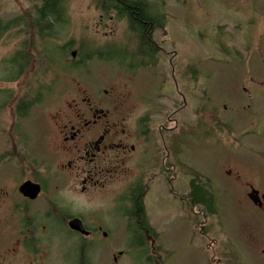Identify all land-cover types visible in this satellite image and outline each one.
Listing matches in <instances>:
<instances>
[{"label": "rangeland", "instance_id": "1", "mask_svg": "<svg viewBox=\"0 0 264 264\" xmlns=\"http://www.w3.org/2000/svg\"><path fill=\"white\" fill-rule=\"evenodd\" d=\"M97 1L63 0L66 23L54 30L55 40L45 43L27 25L39 1L0 0V23L17 25L0 32V220L6 221V163L13 161L6 159V150L14 145L21 148L31 161L42 162L44 170L46 165L58 166L63 156L57 157L54 148L57 113L91 92L111 89L121 110L134 113L132 116L151 114L154 120L149 128L152 149L144 168L152 169L148 160H152L153 150H158L155 157L163 156L167 150L172 159L179 160L181 173L186 175L177 183L183 199L189 190L190 176L196 171L213 182L215 214L207 224H212V232L204 239L194 236L189 209L183 213L184 205L173 199L162 180L158 178L149 186L146 207L153 226L162 234L170 264H264V219L245 203L240 184L231 171L223 168L226 163L232 167L230 161L234 159L244 179L252 182L259 177L260 162L252 151H264V85L254 87L264 83V18L257 26L238 29L232 23L226 25L227 12L223 10L229 0H149L153 9L162 14L166 26L160 41L163 50L160 49L161 58L155 66L132 69L130 64L136 65L133 61L142 57L134 36L124 24L108 21L113 14H105L107 20L102 23ZM258 5L264 8L262 2ZM213 13L225 15L223 26L211 24L210 17L201 24L203 17ZM46 47L56 51L53 64L44 58ZM22 52H27L31 63L19 80L10 82V63ZM72 53L76 56L72 57ZM124 55L133 61L122 58ZM156 59L153 56L148 61ZM20 103L26 107L21 116L17 112ZM179 105H185L184 110L173 114ZM201 106L207 110L202 112L205 117L210 110H217L218 120L232 126V134H218L222 145L234 144L233 137L243 133L239 145L242 152L233 155L232 160L228 151L232 153L233 146L214 149L202 143L209 153L198 149L196 132L199 134L202 129L198 126ZM167 115L172 121L184 123H167ZM206 123L210 121L202 124ZM160 129L163 130L159 133ZM161 134L163 139L159 138ZM261 160L264 162V153ZM11 165L12 162L7 167ZM247 165L253 172L246 169ZM136 167L134 159L124 166ZM58 183H63L62 177ZM109 185L111 189L122 187L125 180ZM84 206V202H79L76 207ZM182 215L186 219L184 225L177 220ZM5 231L0 226V237ZM65 242L62 240L59 252L55 248L54 264L76 261V253ZM100 242L97 246L102 249L98 254L88 251L87 259L91 258L92 264L112 261L113 245L126 253L120 264H148L145 256L132 249L130 240L103 238ZM211 242L214 250L207 248Z\"/></svg>", "mask_w": 264, "mask_h": 264}, {"label": "flooded vegetation", "instance_id": "2", "mask_svg": "<svg viewBox=\"0 0 264 264\" xmlns=\"http://www.w3.org/2000/svg\"><path fill=\"white\" fill-rule=\"evenodd\" d=\"M148 2L150 3L149 0ZM260 2L264 6V0H229L225 5L222 3L225 6L223 11L227 12L226 16L207 14L201 19V24L204 23L203 19L210 17L213 18L209 20L211 24L221 25L225 16L226 25L232 23L238 29L242 26L244 29L257 26L261 24V17L264 18V8L258 5ZM154 11L151 7L150 12ZM100 18L102 23L107 20L104 13ZM108 21H116L130 29L129 18L119 15L118 12L110 15ZM132 35L135 38L134 33ZM262 84L264 85L261 82L256 83L254 89ZM248 94L251 96L247 91V96ZM183 110L184 107L179 105L173 114H179ZM203 111L207 110L201 106L198 126L202 129L199 134L196 132L198 149L209 153L201 146L202 143L214 149L233 146V149H230L232 153L228 151L232 160L233 155L242 152L239 145L243 133L233 137L234 144L222 145L218 141V134H232V126L221 123L220 118L218 120L217 110H210L207 118L202 115ZM132 114L134 113L121 110L111 89L91 92L80 102L65 105V108L57 113L55 124L51 123L56 125L57 142L54 148L57 157L63 156L61 164L46 165L44 170L42 162L31 161L25 151V154L21 152V148L18 150L14 145L10 151L6 150V155H9L6 159L12 158L13 161L10 167L7 165L11 162L6 163V221L0 220V226L6 231L5 235L0 237V264H54L56 258L53 252L55 248L59 252L62 240L76 253V261H71V264H92L91 258L87 259L88 251L90 254L91 251L98 254L102 247L99 249L97 243H101L103 238L130 240L132 249L145 256L148 264L151 261H155L154 264H170L166 257L167 249L162 245V234L153 226L145 203L149 186L158 178L164 182L173 199L182 202L183 213L189 209L188 216L194 236L200 235L203 239L210 236L212 224H207L209 217L215 212L204 206L202 191L194 199L181 197L182 192L177 189V183L181 177L186 178V175L181 173L183 168L179 160L172 159L167 150L163 156L155 157V153H158L156 148L153 150L152 160H148L152 169L144 168L143 164L152 149L149 128L154 120L151 114ZM171 118L169 115L167 123H184L172 121ZM206 120L210 123L203 125ZM162 130L160 129L159 133ZM159 138L163 139L162 134ZM162 148L165 150L166 147ZM176 149L179 151V148ZM252 152L260 162L259 177H254L252 182L244 179L241 168L236 166L234 159L230 161L232 167L226 163L223 168L231 171L240 184L245 203L264 219V162H261L264 151L257 149V152ZM130 159H134L138 167L124 168ZM252 160L254 161L253 157ZM248 163L251 164V161ZM248 168L252 171L247 165L246 169ZM60 177L63 181L61 184L58 183ZM194 178L198 179L202 183L199 184L216 200L212 180L198 171L194 176H190L188 194L191 195L190 184ZM122 179L125 180L124 186L113 189L109 187V182ZM28 182L38 191L35 198L28 197L21 191ZM79 202L86 204L84 209L76 207ZM142 203L144 209L141 207ZM74 220L81 222L84 233L70 228V223ZM177 220L183 225L186 222L183 215L178 216ZM164 233H167V230ZM207 248L214 250V243L211 242ZM111 252L112 261L107 264H120V259L126 256V253L118 251L115 245L111 247Z\"/></svg>", "mask_w": 264, "mask_h": 264}, {"label": "trees", "instance_id": "3", "mask_svg": "<svg viewBox=\"0 0 264 264\" xmlns=\"http://www.w3.org/2000/svg\"><path fill=\"white\" fill-rule=\"evenodd\" d=\"M30 1H39L40 4L35 8L34 12L32 13L31 22L27 25L34 32H36L38 37L41 39V42L44 41L46 43L51 40H55L56 35L54 34V30L66 23L65 20L67 18V11L63 0ZM97 2V6L99 7V10L102 11V13L113 14L118 12L119 15L127 16L129 18L130 29L133 31L136 38L135 41L137 45V51L142 57L134 61L127 55L122 56V58L137 63L136 65L130 64L132 69L142 67L146 68L150 65L155 66L161 58L158 53L161 51L160 49H162L160 48V41H162V35H165L164 32L166 28L165 24L163 23L162 14H158L156 11L150 12L152 6L148 0H98ZM16 26L17 25L14 22L8 23L7 25L0 23V32H6L16 28ZM162 53H164V51ZM26 54L27 52L17 53L14 56L13 61H11L10 64L12 69L10 72V82L19 80L24 74L26 68L30 65V58ZM55 54V49L49 47L44 49V58L49 64H53L55 62ZM153 56L157 57V59L154 62L148 61V58H153ZM87 59L90 60L91 57H87ZM184 106L185 105H182V107ZM24 110H26L24 103H20L19 110L17 111L20 116ZM199 183L201 182H199L196 178L192 180L190 184L191 195L187 193L186 198L188 197V199H194V197L196 198L200 191H202L204 206H206L209 210H212V204L215 200V197L212 196L205 189V187L201 186L202 183ZM141 207L144 209L143 203L141 204ZM154 263L155 261L150 262V264Z\"/></svg>", "mask_w": 264, "mask_h": 264}, {"label": "water", "instance_id": "4", "mask_svg": "<svg viewBox=\"0 0 264 264\" xmlns=\"http://www.w3.org/2000/svg\"><path fill=\"white\" fill-rule=\"evenodd\" d=\"M76 53H72V57H75ZM34 186L28 182L26 183L22 188L21 191L28 197L35 198L38 194V191L33 188ZM70 228L84 233V229L82 227V224L79 220H74L70 223Z\"/></svg>", "mask_w": 264, "mask_h": 264}]
</instances>
